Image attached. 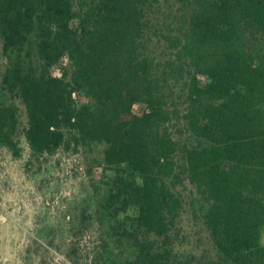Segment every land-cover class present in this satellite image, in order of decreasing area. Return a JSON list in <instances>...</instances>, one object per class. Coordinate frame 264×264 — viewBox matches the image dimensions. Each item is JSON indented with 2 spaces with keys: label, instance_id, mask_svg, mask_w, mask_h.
I'll return each instance as SVG.
<instances>
[{
  "label": "trees",
  "instance_id": "1",
  "mask_svg": "<svg viewBox=\"0 0 264 264\" xmlns=\"http://www.w3.org/2000/svg\"><path fill=\"white\" fill-rule=\"evenodd\" d=\"M161 1L0 0L3 87L25 104L33 152L106 144L111 200L135 210L107 231L122 264H264V0H178L169 33ZM19 132V107L0 99V146L16 157ZM184 189L212 256L176 245Z\"/></svg>",
  "mask_w": 264,
  "mask_h": 264
},
{
  "label": "rangeland",
  "instance_id": "2",
  "mask_svg": "<svg viewBox=\"0 0 264 264\" xmlns=\"http://www.w3.org/2000/svg\"><path fill=\"white\" fill-rule=\"evenodd\" d=\"M178 2L162 0L155 12L154 22L159 21L158 28L167 33L180 25ZM157 50L163 52V48ZM68 64L69 59L64 58L52 72L60 75L62 66ZM8 65L0 37V99L19 107L21 148L16 157L8 147L0 146V264H122L129 259L121 250L126 247L107 231L117 219L134 215L135 210H125L111 200L118 187V171L105 163L106 144L72 142L52 154L33 152L25 134V104L3 87ZM185 97L181 84L172 100L183 108ZM74 99L78 105L90 100L84 92ZM135 109L139 112L142 106ZM180 127L182 124L171 126L177 139L186 140L188 134L179 133ZM183 191L187 204L175 232L176 245L186 253L212 256L213 243L189 203L191 192Z\"/></svg>",
  "mask_w": 264,
  "mask_h": 264
},
{
  "label": "built area",
  "instance_id": "3",
  "mask_svg": "<svg viewBox=\"0 0 264 264\" xmlns=\"http://www.w3.org/2000/svg\"><path fill=\"white\" fill-rule=\"evenodd\" d=\"M76 94H77L76 92L73 93V97H74V98H76Z\"/></svg>",
  "mask_w": 264,
  "mask_h": 264
}]
</instances>
